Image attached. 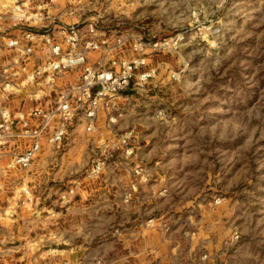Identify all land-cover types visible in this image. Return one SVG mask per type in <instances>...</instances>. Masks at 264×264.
Segmentation results:
<instances>
[{
  "label": "rangeland",
  "instance_id": "rangeland-1",
  "mask_svg": "<svg viewBox=\"0 0 264 264\" xmlns=\"http://www.w3.org/2000/svg\"><path fill=\"white\" fill-rule=\"evenodd\" d=\"M94 1L106 33L129 38L122 48L127 59L134 56L131 36L169 46L147 53L157 78L138 90L130 84L118 100L113 129L119 135L134 131V156L113 153L88 199H78L60 217L73 245L82 243L81 230L93 239H87L86 257L73 258L85 257L86 264H96L97 256L102 264H264V0ZM106 122L101 114L93 135L73 120L67 145L37 172L38 161L15 175L6 160L0 162V204L21 177L35 185L44 205L55 201L58 183L111 149L116 137ZM135 163L152 173L140 200L145 209L140 202L134 210L117 209ZM68 168L78 170L64 179ZM161 188L165 198L157 196ZM37 217L19 211L15 223L3 219V239L34 238ZM137 217L154 218L155 228L144 232L139 220L131 222ZM118 222L133 225L127 231L134 236L130 262L118 261L126 252L114 235ZM149 249L155 254L148 257Z\"/></svg>",
  "mask_w": 264,
  "mask_h": 264
},
{
  "label": "built area",
  "instance_id": "built-area-1",
  "mask_svg": "<svg viewBox=\"0 0 264 264\" xmlns=\"http://www.w3.org/2000/svg\"><path fill=\"white\" fill-rule=\"evenodd\" d=\"M59 1L0 0V162L6 160L8 173L14 175L29 170L39 159L57 152L55 149L62 150L73 120L81 121L86 134H98L101 114L116 140L106 155L95 156L79 165V170L70 171L64 179L77 170L80 174L58 183L56 199L49 205H44L45 198L35 191V185L24 177L19 179L5 206L3 201L0 204V264L3 259L10 264H86V243L93 239L81 230L82 243L73 245L68 230L60 226V217L78 199H88L90 185L106 177L113 153L120 152L123 159L134 156L130 146L134 131L119 135L113 129L118 100L130 84L138 90L157 78L158 70L149 66L147 53L158 54L169 46L166 40L146 43L131 36L134 56L127 59L122 48L129 38L116 31L106 33L94 0H71L66 6ZM170 78L176 81L178 76L171 73ZM129 174L131 181L116 204L125 211L134 210L138 202L144 206L140 200L152 179L141 163H135ZM2 191L0 175V194ZM166 193L161 188L157 196L165 198ZM219 203V199L214 202ZM19 211L31 213L30 220L39 214L38 234L20 241L3 239V219L15 223ZM138 220L144 232L155 228L154 218L137 217L131 222ZM128 222L113 226L120 227L114 235L126 251L119 255L122 262L133 254L130 244L134 236L127 237L133 225ZM79 251L85 257L72 261L70 256ZM147 252L148 257L155 254L151 249ZM206 258L201 254V260ZM102 262L97 256L95 263Z\"/></svg>",
  "mask_w": 264,
  "mask_h": 264
},
{
  "label": "crops",
  "instance_id": "crops-1",
  "mask_svg": "<svg viewBox=\"0 0 264 264\" xmlns=\"http://www.w3.org/2000/svg\"><path fill=\"white\" fill-rule=\"evenodd\" d=\"M47 160H50V161H54V160H56V158L53 156V155H47V156H44L43 158H41V159H39L38 160V164L34 167V171L35 172H37V171H39V167H40V165L44 162V161H47ZM70 170H71V168L69 169L68 168V170L65 172V174L63 175V177H65L66 175H67V172L69 171L70 172ZM77 253H80V254H77ZM81 253H83V251H79V252H76L74 255H72V256H70V258H76L77 257V255L78 256H81ZM73 258V259H74Z\"/></svg>",
  "mask_w": 264,
  "mask_h": 264
}]
</instances>
